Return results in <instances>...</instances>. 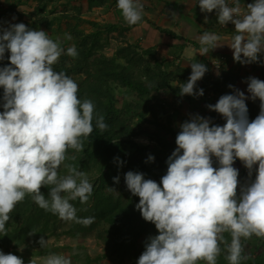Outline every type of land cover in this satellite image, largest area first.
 Wrapping results in <instances>:
<instances>
[{
  "label": "clouds",
  "instance_id": "1",
  "mask_svg": "<svg viewBox=\"0 0 264 264\" xmlns=\"http://www.w3.org/2000/svg\"><path fill=\"white\" fill-rule=\"evenodd\" d=\"M229 2L198 0V6L203 13L215 11L220 25L235 26L228 46L236 62L259 63L264 53V0H253L243 7L239 0L232 5ZM117 7L128 25L141 22L144 13L140 0H118ZM204 22H209L207 16ZM65 39L72 37L65 34ZM220 40L215 33H204L200 52L215 50ZM6 52L10 53V65L0 67V233L6 235L10 213L26 196L63 221L89 226L95 217L78 218L71 201L87 203L93 184L87 173L65 161L75 160L67 156L68 150L82 151L84 140L93 132L95 105L88 98L78 97L75 80L54 70L65 53L59 38L54 40L49 33L24 23H10L5 28L0 21V61ZM66 54L75 58L76 46L68 47ZM190 67L188 81L179 86L181 97L204 95L203 89L196 91V85L208 69L212 81L224 75V71L212 73L210 62H193ZM245 83L250 97L229 85L232 94H224L214 105L206 106L224 118L222 126L199 114L190 115L179 125L176 148L167 158V171L159 183L146 179L141 172L125 174L127 190L139 197L137 211L158 232L145 241L137 264H217L225 250L228 264H241L249 258L243 254L242 239H264V81L249 77ZM249 98L260 101L259 114L252 120L246 104ZM95 119L98 129L107 130L103 115L96 114ZM213 158L218 167H214ZM237 159L248 170L243 185L239 169L234 167ZM154 161L150 154L145 162ZM114 163L122 166L124 161L116 157ZM62 165L66 169L63 175ZM119 181V176L113 177L115 184ZM44 187L49 189L47 197L41 191ZM225 233L230 235V242ZM39 244L44 248L48 240L41 237ZM38 261L72 264L67 256L55 253L33 256L29 264ZM0 264L24 261L0 251Z\"/></svg>",
  "mask_w": 264,
  "mask_h": 264
},
{
  "label": "trees",
  "instance_id": "2",
  "mask_svg": "<svg viewBox=\"0 0 264 264\" xmlns=\"http://www.w3.org/2000/svg\"><path fill=\"white\" fill-rule=\"evenodd\" d=\"M22 2L35 3L36 15L44 16L49 5L55 4L57 0H19ZM76 0H69L73 2ZM83 1V0H79ZM89 9L101 7L107 3L117 0H86ZM56 11L52 10L51 14ZM4 17L2 7L0 6V21ZM56 18L50 21L38 20L36 28L50 27ZM78 23L69 25L67 33L74 39L78 55L68 64L66 55L61 56L60 60L53 66L55 71H63L69 77L83 76L85 78L78 82V97L90 99L95 105L93 132L84 140L83 150L75 151L69 149L67 156L75 157V160L68 159L69 164L75 165L78 170L87 173L91 167L97 166L96 175H92L93 193L87 203L82 204L79 199L71 201L77 209V217H95V222L89 226L75 223V221H63L57 215L41 209L30 196L20 202L10 213V221L6 224V235L0 233V250L10 251L11 247L18 248L25 244L30 237L37 239L58 237L67 235L78 237L81 234L96 233L107 242V255L116 257L120 262L129 259L137 261L144 251V245L137 249L138 241L141 238H147L157 235L155 225L146 222L136 204L139 203V197L133 196L127 190L124 176L128 171L141 172L145 178L154 179L158 183L161 177L166 174L167 158L176 148L175 138L177 132L168 127H162L158 121V112L166 113V108L151 103V96L154 92L169 90L171 92L179 91L174 86V82L180 81L186 83L188 78H182L183 73L187 71L170 70L160 62L155 51L151 49H142L137 45L124 43L117 52L109 57L103 51L110 43V36L119 34L125 37L134 26L123 27L114 24L102 25L96 22H87L94 30L86 33L79 29ZM83 22V21H81ZM71 24V23H70ZM62 46L64 42L61 41ZM10 53H5V58L0 61V67L10 65ZM208 68V66H207ZM236 81L234 74L222 75L215 81H212L210 71L198 82L201 83L200 89L203 91L213 90L219 93L232 94L229 85ZM118 89H124L127 94H137L142 102L134 104L133 102L124 103V109L117 108ZM3 89L0 88V103H2ZM249 109V119H255L260 111L259 102L246 101ZM3 111V109H2ZM96 114L103 115L107 130L101 131L96 127ZM151 115L152 124H157L161 128L164 136L160 139L157 146L161 150V155L154 161L146 163L144 160L147 147L136 144L134 138L138 133L132 125L135 117L148 120ZM135 148V152L130 156H125L128 148ZM119 157L124 161L120 166L114 163V158ZM119 176V184L113 182V177ZM119 189L118 195L113 190ZM109 190L110 193H107ZM42 193L47 197L49 189L44 187ZM107 225L108 228H101ZM68 226L65 231L62 229ZM33 231L34 235H29ZM263 240V239H262ZM264 241V240H263ZM48 252L42 253L46 255ZM219 261V263H218ZM218 264H228L225 257L218 258ZM241 264H264V257H256L250 260H244Z\"/></svg>",
  "mask_w": 264,
  "mask_h": 264
},
{
  "label": "rangeland",
  "instance_id": "3",
  "mask_svg": "<svg viewBox=\"0 0 264 264\" xmlns=\"http://www.w3.org/2000/svg\"><path fill=\"white\" fill-rule=\"evenodd\" d=\"M67 1L69 0H57L55 4L49 5L48 10L44 14V16L43 15L40 16V15H36L35 8H34L35 3L33 2H22L19 0H0V6L2 7V12H4V17L1 19V21L3 22V27L7 28L10 23H24L28 28L32 29V27L36 28V22L38 20L44 19L46 21H50L56 18H61L60 21H57V22L55 21L52 28L48 26L47 27L42 26L39 29L49 33L50 38L54 40L59 38L60 41L64 42V45L62 47L64 48L65 53L62 54V56L66 55V57L69 60L68 61V64H69L74 58L68 56L66 54V51L68 47L74 45V42H73L74 39L73 38L71 40L65 39V34H69L66 32L67 27L69 25H74L78 23L77 19H80L79 26H78L79 29L84 30L86 33H91L89 31L93 32L94 28L87 22L91 21V22L100 23L102 25H105V23L94 20V19H98L100 16H103V15L101 14L97 15L96 13L92 12L94 8L89 9L88 7L87 9L86 7V9H84L82 6V3H83L82 1H79V0H76L73 2H67ZM109 4H111V6L115 5L113 1H111L104 6L95 7V8H105ZM53 9L54 11H56L55 14L53 13L51 14ZM124 43H127L126 35L123 38V37H120L119 34H113L112 36H110V43L106 46L103 53H105L109 57H112L117 52V50L124 45ZM182 73L184 75L182 76V78H184L186 74L184 72ZM190 75L187 77L188 79ZM83 78H85V75L72 77V79L75 80L77 83L81 81V79ZM174 85H175V82H174ZM200 87H201V83H200ZM177 89H179V87ZM162 91H169V90H162ZM208 91H212V90H208ZM160 92L161 91L154 92L152 94L150 98L151 103L156 104L158 106L162 105L164 108H166L167 106L164 103H167L165 101L168 99L160 96L159 94ZM116 93H117V101H118L117 108L120 110L124 109L125 101L127 103L133 102L134 104H140L142 102L141 98L137 94L135 93L127 94V92L124 89H118ZM169 95L172 97V99L175 100V103H179L181 105L180 107L184 108V106H187V108L185 109H189L193 114H195L196 112H194L193 110L194 108H192V106L195 107V109H199L200 112L196 114H199L206 118L210 117L214 124L222 126L225 123L224 118L220 114L210 111L206 107L209 104L214 105L216 103L214 100V98H216L215 94L210 95V93H207L203 96L204 99L201 96L199 97L197 96V98H190L189 96H185L184 98H182L180 97V95H176V93H171ZM188 98L192 99L193 101L192 100L190 101ZM216 99H218V97ZM169 101L170 103L172 102V100H169ZM203 107H206V108H203ZM2 109L3 108L0 107V112H2ZM206 110L208 111L207 113H206ZM166 112H167V109H166ZM182 113L184 114V112ZM203 113L205 114V116L203 115ZM165 114L166 113L158 112L159 124L162 125V127H168V128L174 129L175 132L177 131L179 132L180 128L178 125V120L172 121L173 116L171 114L170 116H166ZM219 119H222V120L219 121ZM152 120H153V117L149 115L148 120H143L141 118L135 117L134 120L132 121V125L134 129L138 133V136L134 138L136 144L142 147H147L148 149L145 153L144 160H147L150 154L155 157V160L161 155V150L157 146V144L160 142V139L164 136V134L161 131V128L157 127V124H152V122H150ZM182 120L180 121L181 124L185 122L184 120L183 121ZM173 122H174V125L176 124L175 128L172 126ZM134 152H135V148L130 147L125 151V156L128 157ZM65 163H68V161L66 160ZM213 163H214V167L219 166L215 158H213ZM239 164L243 166L241 162H239ZM97 166L91 167L90 170L87 172L88 179L91 183H93L91 180L92 175H96V171L98 169ZM165 170H167V167H165ZM60 172L62 175L66 174V169L64 168L63 165L61 166ZM252 179L253 180L255 179V173H253ZM247 180H248V170L244 172L243 177L241 176L239 177V181L241 185H243ZM110 192L109 190L107 191V193H110ZM113 193L115 195H118L119 189H117ZM104 227L108 228L107 225H103L101 228H104ZM67 228L68 226H65L62 229V231H65ZM224 235L226 239L230 242L231 240L230 235L227 233H225ZM44 239L48 240V244L44 248H42L41 245L39 244V239L35 237H30L25 244H23L22 246L18 248H13L12 246L10 251L8 252L6 250H0V251H3L5 254L12 253V254L17 255L18 257L23 259L24 264H29L33 256L44 257L52 253L63 254L67 256L68 258L71 259L72 264H137V261L135 260L126 259L120 262L116 257L115 258L109 257L107 255L108 252H107L106 240L98 236V234H96L95 232L92 234H89V233L81 234L78 237L60 235L58 237H49V238H44ZM257 239L259 238L253 236L249 239V241H246L245 245L242 242L244 246H247V249L248 247H250L254 251V252L250 251L249 253L247 252L243 253L244 255L249 257L247 260L254 259V257H264V254H262L261 256L259 255L257 251L254 250V248L257 246V242H256ZM145 241H146L145 238H141L138 241L137 249H140L141 247H143ZM260 242L262 243V241ZM221 247L223 248V245H221ZM44 252H48V254L42 255V253ZM226 254H227L226 250L222 251V253L220 254L218 258H223L226 256ZM38 264H41V262L38 261ZM198 264H205V262L200 261L198 262Z\"/></svg>",
  "mask_w": 264,
  "mask_h": 264
},
{
  "label": "crops",
  "instance_id": "4",
  "mask_svg": "<svg viewBox=\"0 0 264 264\" xmlns=\"http://www.w3.org/2000/svg\"><path fill=\"white\" fill-rule=\"evenodd\" d=\"M229 1L233 4L235 2V0ZM82 2L83 8L86 9L87 7L88 9V2L86 0ZM117 2H113L115 5L112 6L111 4L107 5L105 8H94L92 12L97 15H103L94 20L105 24L128 27L129 25L123 19L121 10L117 7ZM140 2L143 4L144 15L141 22L134 25V27L125 34L127 43L138 45L142 49H151L155 51L157 59L163 62L170 70L174 71L181 69V71H187V73L185 72L186 76L184 79L191 73L192 69L190 63L201 62L206 65L207 62L209 63L215 57L217 58L218 56L224 55L228 61V66L224 70V74H234L236 81L233 86L243 91L246 96L250 97V94L247 92V84L245 83L247 78L256 77L264 81V53L260 55L259 63L240 64L236 62L234 60L233 50L228 46L232 42L233 35H235V28L227 29L223 27V25H220L215 11L212 13L201 12L198 6V0H140ZM239 2L243 7L248 3H252L253 0H239ZM205 16L208 17V23L204 22ZM206 32L219 35L221 40L218 42V48L215 50L210 49L207 54H202L200 52V37ZM181 84L180 81H177L174 86H176L177 89ZM199 89L200 82H197L196 91ZM171 93L179 95V91H161L159 94L163 98L168 99L165 101L167 103H164L167 106L165 115L170 116L171 114L173 116L172 121L178 120V125H180V121L183 118V120L186 121L190 118V115L194 114L189 109H185L187 106L182 108L179 103H175V100L169 95ZM204 93H210V95L215 94V97H218V99L225 94L216 91H206ZM184 97L185 96L182 98ZM189 97L197 98V96ZM216 98H214L215 102L218 101ZM169 100H172V102L170 103ZM189 100L191 101L192 99ZM247 101L253 102L251 98ZM255 102H259V100L257 99ZM192 108H194V112H200L199 109H195L193 106ZM182 112H184V114ZM207 112L206 110V113ZM203 115L205 116L204 113ZM175 125L173 122L172 126L174 128ZM239 162L240 161L237 159L234 167L239 169V177H243L247 169L241 166ZM263 240L262 238L257 239V246L254 248L261 256L264 254ZM246 241H249V239L242 240L244 245ZM260 241H262L263 244ZM250 251L254 252L250 247L247 249V246H244L245 253H249Z\"/></svg>",
  "mask_w": 264,
  "mask_h": 264
},
{
  "label": "built area",
  "instance_id": "5",
  "mask_svg": "<svg viewBox=\"0 0 264 264\" xmlns=\"http://www.w3.org/2000/svg\"><path fill=\"white\" fill-rule=\"evenodd\" d=\"M230 5H232V3H230ZM223 27L227 29L235 28V26L231 23H229L228 25H223ZM227 66H228V61H227L226 56L224 55H221L210 61V68H211L212 73L214 74H220L226 69Z\"/></svg>",
  "mask_w": 264,
  "mask_h": 264
}]
</instances>
